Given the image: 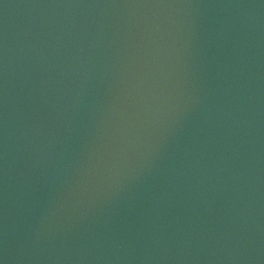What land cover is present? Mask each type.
<instances>
[{"label": "water", "instance_id": "obj_1", "mask_svg": "<svg viewBox=\"0 0 264 264\" xmlns=\"http://www.w3.org/2000/svg\"><path fill=\"white\" fill-rule=\"evenodd\" d=\"M0 264H264V0H0Z\"/></svg>", "mask_w": 264, "mask_h": 264}]
</instances>
